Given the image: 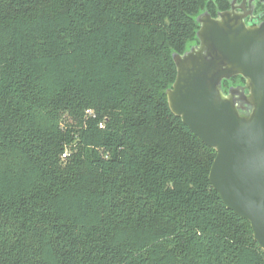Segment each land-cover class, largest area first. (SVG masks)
Here are the masks:
<instances>
[{
	"label": "trees",
	"instance_id": "1",
	"mask_svg": "<svg viewBox=\"0 0 264 264\" xmlns=\"http://www.w3.org/2000/svg\"><path fill=\"white\" fill-rule=\"evenodd\" d=\"M228 7L0 0V264H264L166 97L196 18Z\"/></svg>",
	"mask_w": 264,
	"mask_h": 264
},
{
	"label": "water",
	"instance_id": "2",
	"mask_svg": "<svg viewBox=\"0 0 264 264\" xmlns=\"http://www.w3.org/2000/svg\"><path fill=\"white\" fill-rule=\"evenodd\" d=\"M196 21L198 45L172 56L176 78L167 103L215 151L210 185L264 251V23L245 25L233 7ZM233 77L244 84L224 93L222 82Z\"/></svg>",
	"mask_w": 264,
	"mask_h": 264
},
{
	"label": "flooded vegetation",
	"instance_id": "3",
	"mask_svg": "<svg viewBox=\"0 0 264 264\" xmlns=\"http://www.w3.org/2000/svg\"><path fill=\"white\" fill-rule=\"evenodd\" d=\"M232 7L234 8L235 13L240 14L243 17L245 25H247V26L248 25L259 26V25L264 23V1H259V0H229V7L225 11L231 10ZM225 11H219L218 10L215 13V15L211 16V17L216 18L219 13H222ZM204 13H208V12L205 11V12L201 13L200 15H202ZM222 87H224L223 83H222Z\"/></svg>",
	"mask_w": 264,
	"mask_h": 264
},
{
	"label": "built area",
	"instance_id": "4",
	"mask_svg": "<svg viewBox=\"0 0 264 264\" xmlns=\"http://www.w3.org/2000/svg\"><path fill=\"white\" fill-rule=\"evenodd\" d=\"M86 114L91 115L89 111H86ZM102 127H103V126L100 124V125H99V128H102ZM62 157L64 158V157H65V154L62 155Z\"/></svg>",
	"mask_w": 264,
	"mask_h": 264
}]
</instances>
